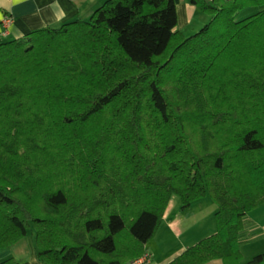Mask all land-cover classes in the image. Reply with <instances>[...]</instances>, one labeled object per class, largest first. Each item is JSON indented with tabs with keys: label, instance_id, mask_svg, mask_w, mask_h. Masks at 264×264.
Here are the masks:
<instances>
[{
	"label": "trees",
	"instance_id": "16d2710c",
	"mask_svg": "<svg viewBox=\"0 0 264 264\" xmlns=\"http://www.w3.org/2000/svg\"><path fill=\"white\" fill-rule=\"evenodd\" d=\"M191 1L210 16L191 35L176 0H105L0 41V251L32 228L42 264L133 263L174 194L208 195L215 231L165 264H264L241 249L264 203V0Z\"/></svg>",
	"mask_w": 264,
	"mask_h": 264
},
{
	"label": "crops",
	"instance_id": "0c3cea01",
	"mask_svg": "<svg viewBox=\"0 0 264 264\" xmlns=\"http://www.w3.org/2000/svg\"><path fill=\"white\" fill-rule=\"evenodd\" d=\"M104 1L105 0H0V41L5 40V38L9 36H20L36 28L44 26H60L61 24L78 17H89L94 9ZM176 3L178 8L179 5L177 0ZM190 3L191 4L189 5L184 2L185 5H180L182 7V12L185 15V22L183 25L188 24L186 12L189 13L190 9L194 11L197 6L191 0ZM6 16H10L12 18V22L8 27L3 23ZM5 31L7 34L3 35L2 33ZM199 199H196L194 202H197ZM194 202L191 206L185 209L181 208L178 199L173 200V209H170L169 203L164 214L165 216L163 222L154 236V238H157L159 243H162L161 252L164 256H170L172 253L181 252L183 249L197 242L200 238L215 231V214L217 207L214 204L211 208V212L201 210L205 215H207V217L191 215L194 217L192 223L191 220H188L190 216H185L183 220L180 221L182 219L181 217L183 212L186 211V214H188L189 210L194 206ZM176 208H179L178 214L176 212ZM173 213L176 215L175 217L171 216ZM203 218L208 219L205 220ZM178 224H181L179 229ZM201 224L206 225L207 228L200 230ZM175 233H178L180 236L183 235V233L185 234L180 251L178 250L179 246H177V244L171 239ZM243 233L244 240L241 243L243 254V248H245V246L246 248L254 246L252 252L264 251V203L249 211L248 224L246 225ZM255 242H258V244L253 245ZM147 250L151 254L150 264H154V251L148 245ZM9 257H15L20 262L29 261L31 264H42L36 257L33 234H28L18 242L0 251V261ZM205 264H223V261L222 259H213Z\"/></svg>",
	"mask_w": 264,
	"mask_h": 264
},
{
	"label": "rangeland",
	"instance_id": "374dc122",
	"mask_svg": "<svg viewBox=\"0 0 264 264\" xmlns=\"http://www.w3.org/2000/svg\"><path fill=\"white\" fill-rule=\"evenodd\" d=\"M177 2H178V5H179V7L177 8V12H178V27L179 28H183V30H184L186 35L193 34L197 30H199L209 20L210 16L206 12L201 10V8L199 6H196L194 11L190 9L189 13L186 12L187 23L188 24L183 25V23L185 22V15L182 12V7L180 5L184 4V2L188 3L189 5L191 3H190V0H177ZM11 37L13 38V36H9L8 38H11ZM173 196L174 197H172V200L170 201V209L174 208L173 200H175V199L179 200V205L182 204L179 195L174 194ZM200 201H202V202H200ZM180 202H181V204H180ZM213 204L216 205V203L208 195L203 197V198H200L199 200H197V202H194V206L191 208L192 210L191 209L189 210L188 214H186V211L183 212V215L181 217L182 219L180 221H182L185 216H190L188 220L189 221L191 220V223H192V221L194 220V217L191 216V215H197L198 217H207V215H205L201 210H205V212H209V211L211 212L212 211L211 208L213 207ZM216 207H217V205H216ZM178 210H179V208H176L177 214L179 213ZM171 216L175 217L176 215L173 213V214H171ZM163 219H164V217H163ZM203 219L206 220L208 218H203ZM209 219H211V218H209ZM162 222H163V220H162ZM179 226H181V224H178V229H179ZM205 228H207L206 225H204V224L200 225V230H203ZM29 231H30L29 234H33V237H34L35 236V230L31 228ZM184 235H185L184 233L181 236L178 235V233H175L171 237L173 242L176 243L177 246H179L178 247L179 251L181 250V245H182V240L184 238ZM161 244L162 243H159L156 237L155 238L153 237L147 243V245L150 248H152L153 251H154V254H155L154 264H164L168 260L173 258V256H175V255H177L179 253V252L178 253H172V255L170 254V256H164L163 253L161 252ZM257 244H258V242H255V244H253V245H257ZM253 247L254 246H249V248H246V246H245V248H243V250H244L243 260L244 261L249 260L253 255H255L257 253L262 252V251L252 252Z\"/></svg>",
	"mask_w": 264,
	"mask_h": 264
},
{
	"label": "built area",
	"instance_id": "2783aa9c",
	"mask_svg": "<svg viewBox=\"0 0 264 264\" xmlns=\"http://www.w3.org/2000/svg\"><path fill=\"white\" fill-rule=\"evenodd\" d=\"M12 22V18L10 16H6L3 23L5 26H9L10 23ZM6 33V31L4 32ZM151 262V254L146 251L143 255H141L140 257L136 258L133 263L134 264H150Z\"/></svg>",
	"mask_w": 264,
	"mask_h": 264
}]
</instances>
